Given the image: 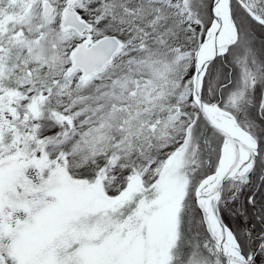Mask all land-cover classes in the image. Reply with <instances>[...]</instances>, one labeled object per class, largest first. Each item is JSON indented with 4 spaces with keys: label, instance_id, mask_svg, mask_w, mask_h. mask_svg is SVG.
I'll return each mask as SVG.
<instances>
[{
    "label": "snow or ice",
    "instance_id": "6c2138e0",
    "mask_svg": "<svg viewBox=\"0 0 264 264\" xmlns=\"http://www.w3.org/2000/svg\"><path fill=\"white\" fill-rule=\"evenodd\" d=\"M0 264H264V0H0Z\"/></svg>",
    "mask_w": 264,
    "mask_h": 264
}]
</instances>
